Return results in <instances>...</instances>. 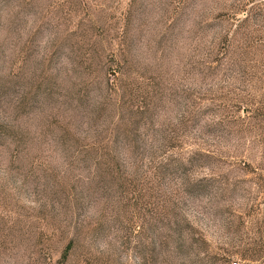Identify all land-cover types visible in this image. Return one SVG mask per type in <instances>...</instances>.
<instances>
[{
    "label": "rangeland",
    "instance_id": "obj_1",
    "mask_svg": "<svg viewBox=\"0 0 264 264\" xmlns=\"http://www.w3.org/2000/svg\"><path fill=\"white\" fill-rule=\"evenodd\" d=\"M264 264V0H0V264Z\"/></svg>",
    "mask_w": 264,
    "mask_h": 264
},
{
    "label": "built area",
    "instance_id": "obj_2",
    "mask_svg": "<svg viewBox=\"0 0 264 264\" xmlns=\"http://www.w3.org/2000/svg\"><path fill=\"white\" fill-rule=\"evenodd\" d=\"M231 264H237V263H231Z\"/></svg>",
    "mask_w": 264,
    "mask_h": 264
}]
</instances>
